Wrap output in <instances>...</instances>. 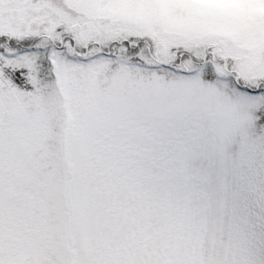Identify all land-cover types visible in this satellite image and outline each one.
I'll list each match as a JSON object with an SVG mask.
<instances>
[{
    "label": "snow or ice",
    "instance_id": "snow-or-ice-1",
    "mask_svg": "<svg viewBox=\"0 0 264 264\" xmlns=\"http://www.w3.org/2000/svg\"><path fill=\"white\" fill-rule=\"evenodd\" d=\"M91 2L0 0V264H264V79Z\"/></svg>",
    "mask_w": 264,
    "mask_h": 264
},
{
    "label": "rangeland",
    "instance_id": "rangeland-1",
    "mask_svg": "<svg viewBox=\"0 0 264 264\" xmlns=\"http://www.w3.org/2000/svg\"><path fill=\"white\" fill-rule=\"evenodd\" d=\"M84 11L103 32L131 24L170 37L156 46L161 55L181 48L178 39L207 42L203 47L215 43L220 47L217 53L207 50L211 44L205 52L211 53L222 76L231 75L233 57L264 70V0H92Z\"/></svg>",
    "mask_w": 264,
    "mask_h": 264
},
{
    "label": "trees",
    "instance_id": "trees-1",
    "mask_svg": "<svg viewBox=\"0 0 264 264\" xmlns=\"http://www.w3.org/2000/svg\"><path fill=\"white\" fill-rule=\"evenodd\" d=\"M208 1H211V0H208ZM103 33L110 38H118L121 36L126 37L129 35L146 37L152 41L155 48H156V46L159 47V45H161V44L165 45V43L168 40L169 41L171 40L170 37H165V36L159 37V36L155 35L152 32V30L144 27L143 25L119 24L117 28L109 29ZM214 42H216V41H214ZM177 43H180L178 46L182 45L181 48L185 49L186 51L193 53L194 55L200 56V57L203 56V53L205 52V50L208 46L210 47L212 45V47L210 49H207L209 51L211 49H213V50H216V53H217V51L220 50V47L219 46L217 47V44H215V43L211 44V42L209 43L211 45L208 44L205 47H203V45L207 42H203V41H197L195 43H191V42L186 41V40L178 39ZM221 54L224 55L225 53L222 52ZM229 56L233 57L231 55H229ZM230 59L232 60L231 64L233 65V66L230 65V67L233 69L232 73L230 72L231 75L234 73L238 77H242L246 80H252V81L257 80V79H264V70H262L261 69L262 67H260L259 65H254V64L250 65L244 60L237 61L234 57H233V59L232 58H230Z\"/></svg>",
    "mask_w": 264,
    "mask_h": 264
}]
</instances>
